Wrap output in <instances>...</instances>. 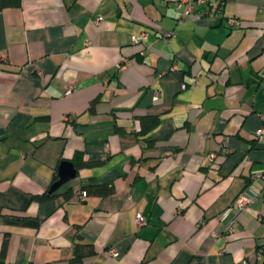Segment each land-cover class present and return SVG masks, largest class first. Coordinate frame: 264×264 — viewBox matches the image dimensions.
<instances>
[{"label": "crops", "instance_id": "1", "mask_svg": "<svg viewBox=\"0 0 264 264\" xmlns=\"http://www.w3.org/2000/svg\"><path fill=\"white\" fill-rule=\"evenodd\" d=\"M174 1L0 10L7 263L70 264L78 233L95 249L83 264H264V141L253 137L264 124V0H221L220 16L198 20H180ZM231 17L241 26L228 28ZM148 116L157 125L141 134ZM75 153L98 164L34 200ZM91 183L113 191L75 201ZM244 189L256 198L232 210Z\"/></svg>", "mask_w": 264, "mask_h": 264}, {"label": "built area", "instance_id": "2", "mask_svg": "<svg viewBox=\"0 0 264 264\" xmlns=\"http://www.w3.org/2000/svg\"><path fill=\"white\" fill-rule=\"evenodd\" d=\"M174 7L180 13V20L184 17H192L195 20L212 17V16H220L222 12V1L221 0H175ZM226 25L228 28H237L241 26V20L231 17L226 19ZM169 35V34H167ZM147 38V33L145 31L140 32L137 36H132L131 42L133 44H138L143 42ZM4 56H0V62H4ZM123 65V64H121ZM119 64L118 67H121ZM186 84H181V89H186ZM262 120L264 123V115H262ZM253 137L257 140L264 141V124L263 126L257 130ZM225 148L221 150V154H225ZM215 153L211 154V159H214ZM87 197V193L84 190H81L76 196L75 201L83 202ZM256 195L250 189L242 190L237 197L235 198L231 209L237 212L245 211L252 204ZM136 223L138 225L142 224L141 217L138 215L135 218ZM258 220L264 224L263 218L259 216ZM234 222H231L227 229L231 230L233 228ZM107 255L109 257H114L116 255L115 250L113 248H109L107 250Z\"/></svg>", "mask_w": 264, "mask_h": 264}, {"label": "trees", "instance_id": "3", "mask_svg": "<svg viewBox=\"0 0 264 264\" xmlns=\"http://www.w3.org/2000/svg\"><path fill=\"white\" fill-rule=\"evenodd\" d=\"M20 5H21V0H0V10L4 8L19 7ZM95 101L96 100H93L91 102L89 110L93 109V105ZM157 121H158L157 117L155 116H151V117L148 116V117L141 118L140 120L141 128H140L139 133L145 134L146 132L150 131L157 125ZM71 162L74 164L76 169H79L82 167H90V166L98 164L97 162L87 163L85 161H82V157L80 153H75ZM56 180H57V176L55 175L51 185ZM82 190H84L87 193V196L95 195L99 197L107 196L113 191L111 186H108L105 184H93V183L83 186ZM53 194L54 192L48 193V190H47L42 195L34 196L33 199L37 201H42V200H45L51 197ZM64 197L69 198L70 196L64 194ZM72 246H73V250H72V257L69 261L70 264H83V259L85 257L91 256L95 253V249L93 245L90 243L82 242V239L78 233L75 235ZM5 252H6V240L3 241L2 246H1L0 264H11L5 261Z\"/></svg>", "mask_w": 264, "mask_h": 264}, {"label": "water", "instance_id": "4", "mask_svg": "<svg viewBox=\"0 0 264 264\" xmlns=\"http://www.w3.org/2000/svg\"><path fill=\"white\" fill-rule=\"evenodd\" d=\"M77 169L74 164L65 160L60 163L57 169V180L49 187L48 193L57 191L61 186L66 184L71 179L75 178Z\"/></svg>", "mask_w": 264, "mask_h": 264}]
</instances>
